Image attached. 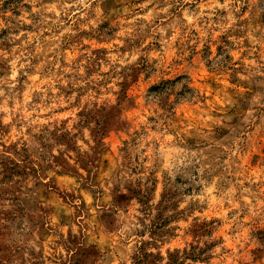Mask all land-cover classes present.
Wrapping results in <instances>:
<instances>
[{"label":"rangeland","instance_id":"374dc122","mask_svg":"<svg viewBox=\"0 0 264 264\" xmlns=\"http://www.w3.org/2000/svg\"><path fill=\"white\" fill-rule=\"evenodd\" d=\"M18 9L0 264H264V0Z\"/></svg>","mask_w":264,"mask_h":264},{"label":"trees","instance_id":"16d2710c","mask_svg":"<svg viewBox=\"0 0 264 264\" xmlns=\"http://www.w3.org/2000/svg\"><path fill=\"white\" fill-rule=\"evenodd\" d=\"M22 0H2L1 7H0V17H2L4 20H9L10 16H6L5 13L7 11H11L13 13H18L19 7ZM122 197V195L120 196ZM148 253H144L143 256H147ZM172 254H170L171 256ZM190 256L195 255L194 252L189 253ZM198 255V253H197ZM173 256V255H172Z\"/></svg>","mask_w":264,"mask_h":264}]
</instances>
